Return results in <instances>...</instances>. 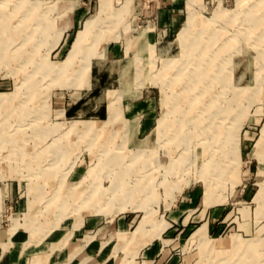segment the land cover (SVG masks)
<instances>
[{"label": "rangeland", "instance_id": "374dc122", "mask_svg": "<svg viewBox=\"0 0 264 264\" xmlns=\"http://www.w3.org/2000/svg\"><path fill=\"white\" fill-rule=\"evenodd\" d=\"M162 4L175 11L159 26ZM0 17V225L9 234L39 241L82 222L105 242L106 263L122 256L114 231H127L117 244L136 256L130 264H264V0H0ZM96 73L109 76L84 100L108 99L106 118L65 117V101L105 78ZM141 89L157 108L134 134L119 100ZM184 194L196 213L217 209L213 239L195 221L167 227L166 209ZM162 232L165 244L153 240ZM152 240L147 257L137 254Z\"/></svg>", "mask_w": 264, "mask_h": 264}, {"label": "crops", "instance_id": "0c3cea01", "mask_svg": "<svg viewBox=\"0 0 264 264\" xmlns=\"http://www.w3.org/2000/svg\"><path fill=\"white\" fill-rule=\"evenodd\" d=\"M174 11L175 7H171L170 9L168 6H164V4L158 7L156 10V15L159 26H164L167 24V22L170 20L169 12ZM107 54L108 53H106V57L108 58ZM98 76L100 80L103 76L105 78L102 79V82H99L98 79H95V81L98 82V85L97 83H91L89 88L85 89L87 94L86 92H83L81 95L76 96L74 100L65 101L62 108L65 117H80L81 115L88 114L89 117H93L97 122L106 118V105L108 99L105 98L103 105H96L94 103L93 106H91L88 102H90L92 99L95 100L97 96H89L87 100H84V98H86L90 92H101L103 86L100 85L105 84L106 78L109 76V74L101 73ZM105 91H109V89ZM156 108L157 105L155 94L153 91L149 90H142L140 94L136 96L135 101L128 99L124 100L122 97L119 100L120 118L123 121L133 123L135 127L134 134H140L148 130L150 125L153 123ZM190 200V195L184 194L179 200L177 207L173 208L172 205L166 209V212L164 213V217L166 219H164L168 223L167 227L173 225L177 221H180L181 225L195 221L199 223V225L195 227L196 229L206 225L205 235L210 238L208 236L209 232H218L208 231L214 228L213 224L216 222V214H218L217 209L211 210L204 216V213H200L199 211L196 213L195 209L188 208ZM87 221L92 220L89 219ZM73 224L74 223L72 221L68 224V227L66 226L67 228H55L48 232L39 241L35 235H33L34 238L31 239L29 232L25 229L20 231L16 229L13 234H9L8 227L0 225V264H130L136 257L134 256L131 259L130 257L125 256V253L123 250L119 249L117 244V236L124 235L128 232L114 231L116 236L114 250L121 251L122 256H118L115 259L113 257L110 263H106L108 260V255L105 254L106 250H103L105 242L97 241L95 235L91 234V231L79 230V226L83 224L82 222L78 227L75 228L73 227ZM88 224L96 225V222L94 220L92 223L88 222ZM65 225L66 223H64L63 226ZM195 230L191 232L190 236H192ZM163 232L159 238H154L153 240H158L162 244H165L168 239H164L162 237ZM129 233H131V231ZM126 238H128V236ZM126 238L123 239L125 240ZM153 240L141 248L137 254L140 252L143 257H147L145 255L151 251ZM112 248L113 246L110 249L111 253ZM144 262H148L150 264L151 261L141 260L138 264H143Z\"/></svg>", "mask_w": 264, "mask_h": 264}, {"label": "bare ground", "instance_id": "6f19581e", "mask_svg": "<svg viewBox=\"0 0 264 264\" xmlns=\"http://www.w3.org/2000/svg\"><path fill=\"white\" fill-rule=\"evenodd\" d=\"M106 0H104V2H105ZM8 2V1H7ZM6 2V3H7ZM10 3V2H9ZM248 12V11H247ZM251 14V13H250ZM251 17V16H250ZM1 18V17H0ZM249 18V17H248ZM191 19H192V14L189 16V25L188 26H190V22H191ZM252 19V18H251ZM250 19V21H252ZM252 23V22H251ZM92 24H93V21L92 20H89V21H87L86 22V25H85V29L87 30V29H89L91 26H92ZM85 30V31H86ZM83 35H84V32H80L79 33V36H78V43H80V40H81V38L83 37ZM5 36V35H4ZM1 37V36H0ZM9 40V39H8ZM7 41V40H6ZM10 41V40H9ZM79 45H77V47H78ZM76 47V48H77ZM165 53V52H164ZM202 76V75H201ZM0 97H2V96H0ZM4 97V96H3ZM192 100V99H191ZM2 101H4V98H3V100ZM183 101H185V100H183ZM180 102V101H179ZM190 102V104H191V101H189ZM178 105V104H177ZM180 105V104H179ZM209 105V104H208ZM172 107V106H171ZM176 108V107H175ZM186 111V110H185ZM206 111V110H205ZM181 112V111H180ZM177 113V112H176ZM186 113V112H185ZM187 116H188V114H187ZM208 116V115H207ZM182 119V118H181ZM183 120V119H182ZM191 120V119H190ZM194 120V119H193ZM163 121H164V118H161L160 119V121H159V125H158V127H156L155 129H154V131H153V134L156 136V133H158L160 130H162V128H160L161 127V125H162V123H163ZM186 121H187V119H186ZM198 121V120H197ZM183 122V121H182ZM197 123V122H196ZM187 124V123H186ZM193 124H194V122H193ZM188 125V124H187ZM168 126V125H167ZM183 126V125H182ZM192 127V126H191ZM191 127H189V128H191ZM164 128V127H163ZM194 128V127H193ZM198 129V128H197ZM205 129V128H204ZM164 130V129H163ZM182 130V129H181ZM175 131V130H174ZM185 132V131H184ZM166 133V132H165ZM172 133V132H171ZM181 134V133H180ZM191 134V133H190ZM189 134V135H190ZM189 135H187L188 136V138H189ZM192 136V135H191ZM194 136V135H193ZM157 138V137H156ZM218 139V138H217ZM183 144V143H182ZM191 144V143H190ZM189 144V145H190ZM193 144V143H192ZM192 147H194V146H192ZM191 147V148H192ZM196 147V146H195ZM221 147V146H220ZM184 148V147H183ZM263 148V147H262ZM209 150V148L207 149V151ZM192 151V150H191ZM215 151H216V149H215ZM214 151V152H215ZM221 152V151H220ZM211 153V152H210ZM225 153V152H224ZM197 158V157H196ZM173 160V159H172ZM111 161V160H110ZM171 161V160H170ZM208 161V160H207ZM209 162V161H208ZM217 162V161H216ZM193 163V162H192ZM116 164V163H115ZM195 164V163H194ZM193 164V165H194ZM209 164V163H208ZM107 165V164H106ZM112 165H114V164H112ZM174 165H175V163H174ZM192 165V164H191ZM207 165V164H206ZM210 165V164H209ZM215 167V166H214ZM183 168V167H182ZM171 169V168H170ZM184 169V168H183ZM179 170H180V168H179ZM185 170V169H184ZM201 170H203V169H201ZM211 169H209V170H207V171H210ZM119 171V170H118ZM118 173V172H117ZM179 174V173H178ZM214 174V173H213ZM218 174V173H217ZM114 175V174H113ZM204 175V174H203ZM215 175V174H214ZM180 176V175H179ZM125 178V177H124ZM209 178V177H208ZM207 178V179H208ZM217 179V178H216ZM175 181V180H174ZM122 183V182H121ZM124 184V183H123ZM120 189V188H119ZM124 191V190H123ZM128 191V190H127ZM126 193V192H125ZM76 194V193H75ZM127 197V196H126ZM258 199L260 198V197H257ZM264 198V197H263ZM264 200V199H263ZM262 200V201H263ZM62 201V200H61ZM65 201V200H64ZM260 201H261V199H260ZM66 202V201H65ZM264 203V202H263ZM255 258V257H254Z\"/></svg>", "mask_w": 264, "mask_h": 264}]
</instances>
